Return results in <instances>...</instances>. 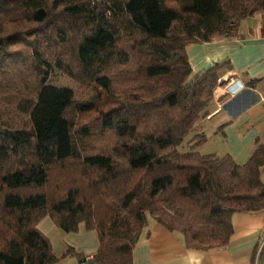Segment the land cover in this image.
I'll list each match as a JSON object with an SVG mask.
<instances>
[{
  "label": "trees",
  "instance_id": "1",
  "mask_svg": "<svg viewBox=\"0 0 264 264\" xmlns=\"http://www.w3.org/2000/svg\"><path fill=\"white\" fill-rule=\"evenodd\" d=\"M258 11L264 0H0V264L75 254H53L46 216L96 230L83 264H132L148 217L208 250L234 213L264 209L258 139L243 164L178 150L231 67L193 75L187 45L233 37ZM53 70L88 97L48 84Z\"/></svg>",
  "mask_w": 264,
  "mask_h": 264
},
{
  "label": "crops",
  "instance_id": "2",
  "mask_svg": "<svg viewBox=\"0 0 264 264\" xmlns=\"http://www.w3.org/2000/svg\"><path fill=\"white\" fill-rule=\"evenodd\" d=\"M186 53L193 75L214 62H228L231 67L221 72L204 114L183 140L185 146L245 163L255 140L264 144V11L241 19L235 36L188 44ZM260 173L264 182V163ZM231 225L224 247L199 250L185 247L180 233L169 232L148 217L132 249V264H264V209L234 213ZM37 228L49 238L55 256L60 257L67 246L75 251L51 264H83L81 258L98 248L96 230L83 222L76 231L65 232L46 216Z\"/></svg>",
  "mask_w": 264,
  "mask_h": 264
},
{
  "label": "rangeland",
  "instance_id": "3",
  "mask_svg": "<svg viewBox=\"0 0 264 264\" xmlns=\"http://www.w3.org/2000/svg\"><path fill=\"white\" fill-rule=\"evenodd\" d=\"M48 84L59 87H67L73 92V95L78 99H84L88 97V95L90 94V90L88 88L79 85L78 83L70 79L67 75H65L59 70H53L51 72L49 76ZM187 149L188 148L185 146L184 141H182L178 145V150L181 152Z\"/></svg>",
  "mask_w": 264,
  "mask_h": 264
}]
</instances>
